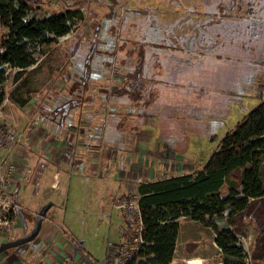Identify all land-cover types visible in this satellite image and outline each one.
<instances>
[{"label":"rangeland","instance_id":"374dc122","mask_svg":"<svg viewBox=\"0 0 264 264\" xmlns=\"http://www.w3.org/2000/svg\"><path fill=\"white\" fill-rule=\"evenodd\" d=\"M35 3L38 8L27 9L28 17H47L71 6L81 18L74 16L71 30L54 37L45 50L35 49L40 68L30 82L24 85L9 76L5 83V87L14 90L17 102L8 98L0 103V121L6 129L14 131L13 141L1 147L0 154L17 162L18 168L8 180H12L14 190L17 188L27 227L19 223L16 234L0 238L12 239L27 232L33 222L29 212L43 201H51L53 204L45 216L59 224L60 238L65 239L62 243L82 241L83 247L78 252L85 264H93L95 258L100 259L108 249L118 246L125 218L134 217L138 182L199 168L219 146L220 137L264 100V9L244 18L242 24L237 23L240 27L237 31L224 25L222 39L213 46L202 41L204 48L199 50L200 43L191 45L198 34L195 30L191 32L193 28L187 21L192 24L195 21L192 13L203 15L201 8H197L200 0H35ZM113 13L115 16L108 18ZM147 17L151 25L164 27L153 30L155 34L145 31ZM209 19L204 17L206 21ZM96 26L94 42L92 34ZM75 43L82 48L80 58H88L85 62L75 58L77 54L72 49ZM91 47L101 49L100 52L128 47L132 62L136 52L130 49L145 57L149 52L156 54L159 66L155 59L152 63L147 61L155 73L148 76L152 85L146 80L145 88L149 89L139 99L132 94V98L117 103L109 93L116 84L102 77L110 65L102 64V58L94 60ZM83 63L89 65L87 78L92 73L93 78L83 83L82 93L94 96L90 102L72 108L68 103L62 111L69 114L62 117L59 127L52 129L38 115L46 114L44 104L73 75L79 83L83 82ZM27 89L37 91L40 98L30 99L20 107L19 101L26 97ZM107 100L109 107H105L104 113V107L99 105ZM111 104L117 108L109 112ZM46 115L49 117L50 112ZM260 177L264 188V151ZM220 194L226 196L227 189L222 188ZM127 202L134 210L128 208ZM244 232L240 235L251 237V251L255 230L249 224L244 226ZM178 233L171 264H187L186 260L195 257L201 264H213L223 257L210 227L180 219ZM35 240L36 237L0 252V264H10L7 256L19 252L22 264H46L42 256L49 243ZM191 241L196 242L194 248L185 249L184 243ZM2 253L7 256L1 258ZM252 264L258 263L252 260Z\"/></svg>","mask_w":264,"mask_h":264},{"label":"trees","instance_id":"16d2710c","mask_svg":"<svg viewBox=\"0 0 264 264\" xmlns=\"http://www.w3.org/2000/svg\"><path fill=\"white\" fill-rule=\"evenodd\" d=\"M259 2L260 0H201V5L196 7L201 8L203 15L196 16L197 13H192V18L195 20L193 27L196 25L202 27V24L210 23L213 26L215 21L220 20L222 27L209 31L213 36L217 35L210 44L213 46L216 41L222 39L224 25H229L232 31H237L240 28L237 23L242 24L244 18L253 16ZM32 8H38L35 0H0V103L8 98L12 102H17L13 96L14 90L5 87L9 76L13 81H19L24 85L30 82L31 77L40 68L34 56L35 49L39 52L45 50V46L54 37L62 36L71 30L74 16L81 18L77 10L68 6L64 11H58L47 17L30 16L23 19L27 9ZM204 17H210L209 21L200 22ZM218 25L216 23L215 26ZM97 26L92 34L94 42L97 40ZM196 28L193 29L198 34L200 29L198 26ZM78 43H75L72 49L77 54L75 58L83 60L80 58L82 48ZM167 45L170 46L171 43ZM91 48L89 50L90 52L93 50L91 53L94 52V60L102 58V64L110 65L102 77L116 84L109 93L117 103L128 97L132 98V94L135 96L134 99H139L149 89L145 88V81L149 82L148 76L155 75L153 66L151 69L149 64L153 62L148 57L151 55L150 52L145 57L138 50L130 49L136 52L135 62H132L129 61L131 52L128 47L115 50L108 48L102 52L97 47ZM201 49L203 48L199 50ZM154 59L159 66L156 55ZM88 67V64L83 63V82L79 83L73 75L63 89L51 94L48 102L44 104L46 114L50 112L49 117L46 114L38 115L42 123L47 121L50 128L59 127L62 117L69 114L63 112L66 110L65 103H70L69 106L72 108L92 100L94 95L82 93L85 89L83 83L93 78V73L87 78ZM149 84L152 85V82ZM39 98L40 94L37 91L27 89L26 97L20 99L18 106L22 107L28 100ZM109 102L103 101V105H99V108L104 107V113L105 107H109L107 106ZM110 106L109 112L117 108L112 104ZM104 121L105 118H102V122ZM0 128H6L1 121ZM263 151L264 100H261L239 123L220 137L219 146L199 168L138 182L136 205L142 223L140 232L142 242L125 264H169L175 250L180 219L198 221L214 231L213 241L223 257L221 256V259L213 264H245L242 259V247L236 243V235L245 233L244 226L250 224L255 230L250 251L251 260L264 264V188L260 177ZM55 163L53 159V164ZM222 188L227 189L224 197L220 194ZM16 189L15 202L21 207ZM33 215L31 220L35 216ZM220 224L221 228H219ZM123 237L131 240L132 231L126 227V232L120 235V238ZM6 240L11 238L2 241ZM194 243L196 242H185L184 248L193 249ZM94 261L96 263L97 260Z\"/></svg>","mask_w":264,"mask_h":264},{"label":"built area","instance_id":"2783aa9c","mask_svg":"<svg viewBox=\"0 0 264 264\" xmlns=\"http://www.w3.org/2000/svg\"><path fill=\"white\" fill-rule=\"evenodd\" d=\"M27 13V12H26ZM32 16V15H31ZM28 18L27 14L23 19ZM14 139V131L9 129L0 128V148L3 147L7 142H11ZM16 163L12 161L8 156H2L0 154V237L5 236L6 234L15 233V229L19 223V220L16 216L15 209L17 204L14 197V189L11 187V181L8 178L14 174L17 170ZM18 184V182H17ZM135 207L136 214L134 212V217L131 215L126 218V227L132 231L135 235L131 240H123L115 249H108L106 255L102 260L96 262V264H125V262L133 256L135 250L138 249L139 244L142 242L140 232H141V220L137 213L136 199ZM129 209L134 210L131 207L130 202H127ZM135 226V228H133ZM126 227L122 229L121 234L126 232ZM237 245L242 247L243 252V262L245 264H252L251 254H250V245L251 237L243 236L237 234ZM5 240V238H0V241ZM187 264H191L189 260H186Z\"/></svg>","mask_w":264,"mask_h":264},{"label":"crops","instance_id":"0c3cea01","mask_svg":"<svg viewBox=\"0 0 264 264\" xmlns=\"http://www.w3.org/2000/svg\"><path fill=\"white\" fill-rule=\"evenodd\" d=\"M40 176H41V172H40ZM45 202H46V200L43 201L41 203V205L44 204ZM39 207L31 210L29 212V214H31V215L35 214ZM125 223H127L126 220H125ZM178 223L180 225V220ZM58 226H59V224L52 221V219L50 217L44 216L42 218L40 230H39L38 234L35 236L36 237L35 241L42 239V240H46L49 243V248L45 251V254H43V256H42L45 263L46 264H85L83 257H82V254H80L78 252L83 247V243L77 249H74L76 244H77V241L76 242L73 241L72 243H70V245H68L66 243H62V241L63 240L65 241V239L60 238V230H59ZM178 231H179V228H178ZM121 232H122V230H121ZM178 234H177V238H178ZM177 238L175 241V246L177 243ZM122 241H123V238L122 239L120 238L119 244L122 243ZM175 249H176V247H175ZM20 253L21 252H19L18 254H10L9 256H7V254L2 253L1 258L3 257V255H6L7 256L6 261H8V263L10 262V264H22L21 263L22 256L20 255ZM174 253H175V250H174ZM105 255H106V253H105ZM104 256L101 257L100 259L95 258V260H97V261L102 260L104 258ZM173 256H174V254H173ZM11 259H13V260H11ZM193 259H198L199 260L198 264H201V260L199 258L195 257V258H192L191 260H193ZM173 260H174V257H172L169 264H171ZM6 261H4V262H6ZM93 264H96L95 261L93 262Z\"/></svg>","mask_w":264,"mask_h":264},{"label":"water","instance_id":"95a60500","mask_svg":"<svg viewBox=\"0 0 264 264\" xmlns=\"http://www.w3.org/2000/svg\"><path fill=\"white\" fill-rule=\"evenodd\" d=\"M73 103H74V101H73ZM64 107L67 108L68 104L65 103ZM51 205H52V202L47 201L38 208L37 212L34 214L35 216L33 215L34 216L32 219L33 224L27 232H25L22 235L15 237L11 240L1 241L0 242V252H3L4 250H6L8 248L15 247L17 245H21V244L26 243V242L32 240L33 238H35V236L38 234V232L40 230L42 218L45 216L46 211L48 210V208ZM15 213H16V216H17L21 226L26 229L27 225H26V216H25L24 210H22L21 207L17 206L15 209ZM81 244H82V241H78L74 249H77ZM190 263L191 264H198L199 260L193 259L190 261Z\"/></svg>","mask_w":264,"mask_h":264},{"label":"flooded vegetation","instance_id":"af4514ba","mask_svg":"<svg viewBox=\"0 0 264 264\" xmlns=\"http://www.w3.org/2000/svg\"><path fill=\"white\" fill-rule=\"evenodd\" d=\"M201 1V0H200ZM260 3H261V5H260ZM261 9H264V0H262V2H261V0H260V2L258 3V7H257V10H256V12L258 13ZM144 13H145V15H146V11H144ZM112 16H115V13H113L112 14ZM181 17H183V16H181ZM190 22V20H188L187 21V25H189V27L191 26V28H194L193 27V24L192 23H189ZM192 22V21H191ZM200 22H206V20H201ZM151 23V22H150ZM149 23V21H148V17H147V19H145V25L146 26H144V30L145 31H149L150 33H152V34H155L156 32H153V30H155L156 31V29H160L161 27H164V26H161V25H151ZM216 23H218L219 25L218 26H215L216 25ZM184 25V24H183ZM180 26H182V25H180ZM198 27H199V33H198V37H197V40H195L194 41V38H192V44L191 45H196L197 44V42L198 43H200V46L201 47H198V49L199 48H204V46L202 45V41H205L206 43H207V45H210L211 44V42L212 41H214V39L217 37V35H214V36H211V35H208V34H210V32L209 31H213V30H215V28H219V27H222V25H221V22H220V20H217V21H215L214 22V24H213V26L211 25V23L210 24H202V27H200L199 25H197ZM169 28L170 29H172V28H174L173 26H169ZM192 30H194V29H192ZM206 30H208V32H206ZM191 32H194V31H191ZM172 41L170 40V42L169 43H171ZM173 45V44H172ZM218 45L219 44H217L215 47L217 48L218 47ZM171 46V45H170ZM94 47H92L91 49H93ZM212 47H209L208 49H211ZM207 49V50H208ZM207 50H206V52H207ZM93 51V50H92ZM91 51V52H92ZM151 53V52H150ZM152 55V56H151ZM151 55L150 56H148L149 58H151L152 60L155 58V55L156 54H153V53H151Z\"/></svg>","mask_w":264,"mask_h":264}]
</instances>
